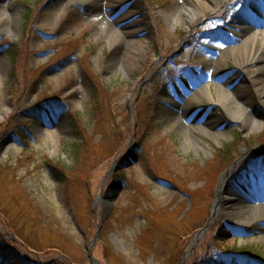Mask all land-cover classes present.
<instances>
[{
	"label": "rangeland",
	"instance_id": "1",
	"mask_svg": "<svg viewBox=\"0 0 264 264\" xmlns=\"http://www.w3.org/2000/svg\"><path fill=\"white\" fill-rule=\"evenodd\" d=\"M255 2L193 0L188 24L184 0H0V246L16 264H264V72L242 68L233 22ZM220 197L232 208L196 241Z\"/></svg>",
	"mask_w": 264,
	"mask_h": 264
},
{
	"label": "bare ground",
	"instance_id": "2",
	"mask_svg": "<svg viewBox=\"0 0 264 264\" xmlns=\"http://www.w3.org/2000/svg\"><path fill=\"white\" fill-rule=\"evenodd\" d=\"M114 1V0H70V3L73 5H83V6H89L92 4L97 5H103V7L106 5L107 2ZM197 2L198 6L204 9V11H211L214 10V8L222 7L224 6L228 0H194ZM193 0H184V5H180L176 3L172 7V12L183 18L186 23L191 24L198 16L199 11L198 8L195 6V4L192 3ZM252 9L248 10L241 15L235 16L233 19V22L241 26V35H242V43L239 44L238 48L236 47L237 53H241L244 56V60L242 61V68H246L249 66H256L257 70L259 72H264V28H261V25L258 24V19H256L253 15V12H256L255 9H258L259 11L264 12V2L263 0H256V2L252 5ZM255 8V9H254ZM127 13H130V11H127ZM92 15H95V18L98 20H103L104 23H108L105 19V14L103 10H95ZM129 14L125 15L124 17H128ZM260 19V18H259ZM264 19V18H263ZM261 19V20H263ZM260 20V21H261ZM249 26H246L248 25ZM251 25V26H250ZM110 28H108V35H114V41L112 43V47L114 49L115 55L121 54L123 49L125 50L124 54L127 57V60L129 59V53L130 51L127 49V45L125 46V43L120 41L119 36L117 32H115V28L109 25ZM127 29V27H126ZM133 45V41L128 43V48ZM125 47V48H124ZM235 52V51H234ZM119 53V54H118ZM238 55V54H237ZM235 55V56H237ZM130 60V59H129ZM220 87V86H219ZM180 87H173L169 91L177 96L180 97L181 101H176L178 105L179 103H184L190 99L184 98L181 94ZM223 95H219V100L223 101L228 96V93L230 90L224 87L219 88ZM207 87H204L197 93L193 94L191 97L197 98V95H200V93L206 94ZM207 95V94H206ZM262 97L264 98V89L262 92ZM105 196V193L103 194ZM107 201V200H106ZM225 205L228 207L226 208L227 211H229L232 208V202H227L223 198H218L215 207L212 211V214L214 215L215 219L219 218L221 212L225 209ZM263 208H259L258 211L262 212ZM225 211V210H224Z\"/></svg>",
	"mask_w": 264,
	"mask_h": 264
},
{
	"label": "water",
	"instance_id": "3",
	"mask_svg": "<svg viewBox=\"0 0 264 264\" xmlns=\"http://www.w3.org/2000/svg\"><path fill=\"white\" fill-rule=\"evenodd\" d=\"M119 161H118L119 168H123V167L131 166L132 164H135L137 159L134 157L133 159H127V160L120 159ZM115 168H116V166L114 167V170H115ZM121 189H122V187H121V183L120 182L113 183L111 185V187L108 189L107 193L105 194V197L109 200L110 204H112L115 201V199L117 198V196L120 193ZM210 226H211V221H208L206 226L196 236V241L206 232V230H208L210 228ZM90 252H91V249H88L89 255H90Z\"/></svg>",
	"mask_w": 264,
	"mask_h": 264
},
{
	"label": "trees",
	"instance_id": "4",
	"mask_svg": "<svg viewBox=\"0 0 264 264\" xmlns=\"http://www.w3.org/2000/svg\"><path fill=\"white\" fill-rule=\"evenodd\" d=\"M77 149V150H76ZM78 145L74 146V154L76 155L78 152ZM0 245H3V242L0 240ZM244 253L246 254H252L251 249L244 250ZM13 255V256H12ZM14 253L12 251H9L6 248H2L0 246V264H16V257H14ZM25 264L27 262L25 261Z\"/></svg>",
	"mask_w": 264,
	"mask_h": 264
}]
</instances>
